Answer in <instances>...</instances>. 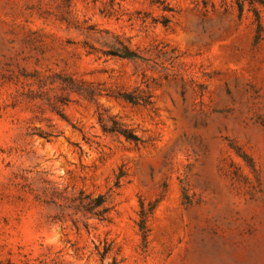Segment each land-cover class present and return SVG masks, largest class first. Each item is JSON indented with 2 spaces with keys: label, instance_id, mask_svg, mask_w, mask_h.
Here are the masks:
<instances>
[{
  "label": "rangeland",
  "instance_id": "obj_1",
  "mask_svg": "<svg viewBox=\"0 0 264 264\" xmlns=\"http://www.w3.org/2000/svg\"><path fill=\"white\" fill-rule=\"evenodd\" d=\"M0 264H264V0H0Z\"/></svg>",
  "mask_w": 264,
  "mask_h": 264
},
{
  "label": "trees",
  "instance_id": "obj_2",
  "mask_svg": "<svg viewBox=\"0 0 264 264\" xmlns=\"http://www.w3.org/2000/svg\"><path fill=\"white\" fill-rule=\"evenodd\" d=\"M247 1L253 5L255 3H259V1L261 0H238L240 12L244 10V2ZM109 55L119 59L135 60L139 58L138 54H136L134 51L130 50L126 46H121L119 48L113 49L111 52H109ZM124 99L129 102L135 103L132 98L128 95H125ZM99 121L101 124L102 131L106 134H117L123 136L129 142L139 143L141 141L140 138L136 136L132 130L125 128V126L122 125L115 118L110 117L109 120H105L104 117L101 115ZM108 123H111V125H109ZM94 202V207H102L106 203V198L105 196L100 195L94 199Z\"/></svg>",
  "mask_w": 264,
  "mask_h": 264
}]
</instances>
